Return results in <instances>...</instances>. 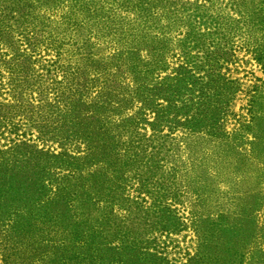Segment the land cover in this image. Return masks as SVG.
Returning a JSON list of instances; mask_svg holds the SVG:
<instances>
[{"label": "trees", "instance_id": "16d2710c", "mask_svg": "<svg viewBox=\"0 0 264 264\" xmlns=\"http://www.w3.org/2000/svg\"><path fill=\"white\" fill-rule=\"evenodd\" d=\"M156 1L167 15V0ZM133 2L139 0H0V97L4 91L15 99L22 90L30 95L38 91V103L27 99V105L40 112L36 119L32 111L25 118L33 122L37 140H55L59 148H37L32 139L21 140L19 134L7 137L6 133H17L19 121L0 113V138L9 141V146L0 145V157L12 153L23 159L31 149L33 156L53 158L58 170L53 195L47 193L54 182L48 173L38 176L31 188L17 185L12 189H16L14 196L11 192L4 198V207H15L12 213L24 208L36 213L34 219L27 217L32 221L26 226L31 234L39 232L40 241L49 249L41 253L40 264H119L102 255L104 245L117 253L130 246L156 255L158 250L151 246L155 238L148 230L167 227L164 217L171 208L167 174L179 166L167 159L171 133L165 128L169 126L172 132L184 125L197 130L203 114L198 111L200 101L190 103L187 94L197 73L210 69L185 62L171 65L167 16L140 13ZM209 2L187 0V5H192L194 18L206 21L204 10ZM230 2L231 23L242 25L245 47L264 64V0ZM168 4L174 22L170 26L177 28L183 17L177 7L180 3L168 0ZM184 16L190 22L191 15ZM163 20L161 31L151 34L154 23ZM188 24L178 42L190 39L196 46L205 33L198 31L194 21ZM91 37L98 44H108L107 58L117 60H96L95 51L87 49ZM10 44L18 48L11 47L9 52L5 46ZM40 50L55 53L36 58ZM35 64L41 69L37 71ZM31 79L32 85L38 83L36 89L29 87ZM3 106H13V102L0 99ZM18 148L21 151L16 153ZM5 161L0 158V164ZM50 221L56 228H49ZM96 237L102 244L94 241ZM260 243L264 246V234ZM254 249L264 251V247ZM248 264H264L263 254L256 260L251 257Z\"/></svg>", "mask_w": 264, "mask_h": 264}, {"label": "rangeland", "instance_id": "374dc122", "mask_svg": "<svg viewBox=\"0 0 264 264\" xmlns=\"http://www.w3.org/2000/svg\"><path fill=\"white\" fill-rule=\"evenodd\" d=\"M177 1L183 15L177 28L170 26L174 24L168 0L167 15L160 12V2L156 0H139L133 5L140 13L167 16V61L171 65L185 62L210 69L208 73L204 70L197 73L195 85L190 95L187 94L190 103L200 101L198 111L203 113L202 120L196 123V131L184 125L176 126L172 132L169 126L165 128V132L171 133L167 149L172 156L168 155L167 159L179 168L167 174V205L171 207L164 217L167 227L156 231L146 227L150 237L155 238L151 246L158 250L156 255L143 254L130 246L122 247L117 253L106 245L102 255L115 258L119 264H248L251 257L256 260L259 254L264 256V251L254 249L264 247L260 243L264 234V64L245 47L242 25L231 23L233 12L230 8L233 6L230 0H211L204 10L206 21L202 17L194 18L191 14L194 10L192 5H187V0ZM147 3H150L149 9L143 11ZM188 14L198 31L205 33L196 46L190 39H184V44L178 42L190 23L186 21L189 16H184ZM154 24L151 34L160 32L166 22ZM89 41L87 49L95 51L96 60L102 57L110 63L117 60L107 58L108 44H98L94 37ZM5 47L10 52L13 51L11 47L17 49L18 45ZM54 53L40 50L35 57L50 58ZM34 67L37 71L41 69L38 64ZM32 83L34 79L30 80L29 87L36 89L38 83ZM16 95L15 99L12 93L4 91L0 97L13 102V106L1 107L0 113L13 116V122L19 121L17 133H6L7 137L15 138L19 134L21 140L32 139L31 143L37 148L58 151L57 141L37 140L38 132L33 122L25 118L29 111L34 112L33 119L40 112L27 105V99L38 103L39 92L30 95L22 90V94ZM8 142L7 138H0L2 147L9 146ZM33 153L27 150L23 159L15 153V156L5 153L0 157L7 160L0 164V264H40L41 253L48 249L40 241L43 236L39 232L31 234L33 232L26 226L28 220L32 221L27 217L37 216L35 212L24 208L15 214L12 213L14 206L4 207L5 195L12 192L10 196L13 197L14 187L20 184V189L31 188L38 176L48 173L54 177V182L47 193L53 195L58 180L55 179L58 170L53 166L54 159L33 156ZM48 225L56 228L54 221ZM139 231L142 232V228ZM94 241L102 244L100 237Z\"/></svg>", "mask_w": 264, "mask_h": 264}]
</instances>
